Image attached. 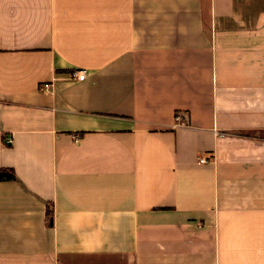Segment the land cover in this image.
<instances>
[{"label": "crops", "instance_id": "0c3cea01", "mask_svg": "<svg viewBox=\"0 0 264 264\" xmlns=\"http://www.w3.org/2000/svg\"><path fill=\"white\" fill-rule=\"evenodd\" d=\"M0 169V264H264V0H0Z\"/></svg>", "mask_w": 264, "mask_h": 264}, {"label": "trees", "instance_id": "16d2710c", "mask_svg": "<svg viewBox=\"0 0 264 264\" xmlns=\"http://www.w3.org/2000/svg\"><path fill=\"white\" fill-rule=\"evenodd\" d=\"M16 180V174L12 169H0V181ZM47 219L50 226L54 223L53 212H47Z\"/></svg>", "mask_w": 264, "mask_h": 264}, {"label": "built area", "instance_id": "2783aa9c", "mask_svg": "<svg viewBox=\"0 0 264 264\" xmlns=\"http://www.w3.org/2000/svg\"><path fill=\"white\" fill-rule=\"evenodd\" d=\"M75 76L80 80V81H83L86 76H87V72L85 70H81L79 72H76ZM180 117L177 118L178 121H180ZM201 163H206V159H201L200 160Z\"/></svg>", "mask_w": 264, "mask_h": 264}]
</instances>
